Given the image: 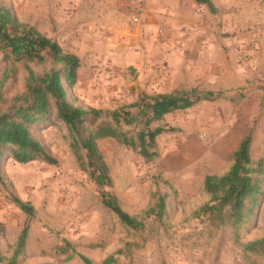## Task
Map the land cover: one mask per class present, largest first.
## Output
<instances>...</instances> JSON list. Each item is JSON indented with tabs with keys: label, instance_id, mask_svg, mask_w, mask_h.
Returning a JSON list of instances; mask_svg holds the SVG:
<instances>
[{
	"label": "rangeland",
	"instance_id": "374dc122",
	"mask_svg": "<svg viewBox=\"0 0 264 264\" xmlns=\"http://www.w3.org/2000/svg\"><path fill=\"white\" fill-rule=\"evenodd\" d=\"M15 17L51 37L80 59L76 81L64 82L66 99L83 109H129L142 95L173 91L211 92L208 99L167 113L151 127L157 157L104 137L96 143L109 169L106 187L121 208L144 220L134 230L101 202L100 189L82 170L71 137L49 110L29 124L31 134L56 158L15 161L0 157V252L17 250L27 216L14 194L34 207L17 259L21 264H264V254L246 251L264 238V0H212L215 11L193 0H147V15L130 22L124 0H0ZM62 69L43 62H7L0 51V75L8 69L1 107L23 92L28 75ZM85 124L92 125L90 115ZM133 133L141 124H121ZM250 133L249 159L258 171L259 191L246 201L251 210L238 227L211 221L199 208L210 195L207 175H222L241 139ZM160 196L161 219L146 217Z\"/></svg>",
	"mask_w": 264,
	"mask_h": 264
},
{
	"label": "trees",
	"instance_id": "16d2710c",
	"mask_svg": "<svg viewBox=\"0 0 264 264\" xmlns=\"http://www.w3.org/2000/svg\"><path fill=\"white\" fill-rule=\"evenodd\" d=\"M205 5L211 12L215 11L212 0H193ZM0 51L7 62H43L49 57L54 64H61L62 69L52 68L42 74H36L25 65L28 75L22 93L13 97L12 105L4 110L2 89L9 77L8 69L0 75V157L8 150L11 157L19 163L40 159L55 164L56 158L49 154L43 145L31 134L29 124L38 116L45 114L53 101L56 116L64 122L70 132V146L79 166L84 170L100 189L102 204L110 209L127 227L140 230L144 220L132 216L123 210L117 198L106 187L112 185L108 166L96 143L104 137L115 138L119 143L134 148L146 161L157 157L156 137L165 129L150 125L163 115L179 109H186L206 100L211 92L200 93L190 91L164 92L154 95H142L129 109L103 110L97 108L83 109L74 106L66 99L64 82L72 86L80 67L79 57L65 51L51 37L41 34L35 28L23 24L11 12L10 8L0 1ZM90 115L92 125L85 124V116ZM141 124L142 127L133 133L122 129L121 124ZM250 133L240 141L233 153V162L222 175H207L204 179V190L210 195L208 202L199 211L211 221L229 222L238 228L249 216L250 209L246 206L248 199H253L259 191V181L253 176L258 169L251 166L249 159ZM0 181L2 176L0 173ZM11 201L27 216V220L18 236L17 250L10 257L0 252V264H21L18 251L23 246L28 231V222L34 216V207L11 194ZM165 201L160 196L155 206L145 211V216L161 219L164 214ZM246 251L264 254V238L248 241L244 244ZM84 264H92L90 259L80 255ZM114 256L106 257L101 264H111ZM47 264V263H38Z\"/></svg>",
	"mask_w": 264,
	"mask_h": 264
},
{
	"label": "built area",
	"instance_id": "2783aa9c",
	"mask_svg": "<svg viewBox=\"0 0 264 264\" xmlns=\"http://www.w3.org/2000/svg\"><path fill=\"white\" fill-rule=\"evenodd\" d=\"M128 18L133 24H140L147 15V0H124Z\"/></svg>",
	"mask_w": 264,
	"mask_h": 264
}]
</instances>
